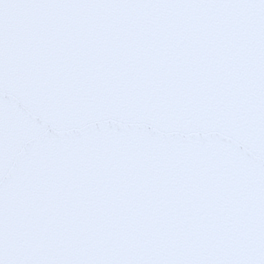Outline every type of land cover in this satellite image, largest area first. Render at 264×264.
I'll return each instance as SVG.
<instances>
[{
	"label": "water",
	"instance_id": "1",
	"mask_svg": "<svg viewBox=\"0 0 264 264\" xmlns=\"http://www.w3.org/2000/svg\"><path fill=\"white\" fill-rule=\"evenodd\" d=\"M264 224V2L0 0V261L179 264Z\"/></svg>",
	"mask_w": 264,
	"mask_h": 264
},
{
	"label": "snow or ice",
	"instance_id": "2",
	"mask_svg": "<svg viewBox=\"0 0 264 264\" xmlns=\"http://www.w3.org/2000/svg\"><path fill=\"white\" fill-rule=\"evenodd\" d=\"M0 264H3V261H0ZM179 264H198V262L182 261ZM204 264H264V224L260 226L258 232L247 242L246 246L238 249L232 256L206 261Z\"/></svg>",
	"mask_w": 264,
	"mask_h": 264
}]
</instances>
